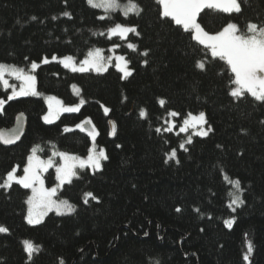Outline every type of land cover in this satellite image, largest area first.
<instances>
[{"label": "trees", "instance_id": "1", "mask_svg": "<svg viewBox=\"0 0 264 264\" xmlns=\"http://www.w3.org/2000/svg\"><path fill=\"white\" fill-rule=\"evenodd\" d=\"M136 2L142 13L125 17L120 10L104 15L87 0H0V63L29 68L37 62L39 92L74 105L81 101L76 84L83 98L78 111L61 112L49 123L43 96L8 100L10 90L0 85V129L12 126L19 113L26 117L21 139L0 143V183L13 168L24 173L34 148L42 158L56 150L88 154L94 131L108 157L100 170L77 168L57 192L74 212L52 211L38 224L26 220L29 188H0V227L8 229L0 233V264H264V102L247 92L233 98L235 74L225 61L213 58L191 31L162 18L158 0ZM197 22L210 34L230 22L245 32L249 22L264 24V0H243L239 14L205 9ZM115 23L136 27L139 35H108ZM94 48H114L131 75L124 77L114 63L103 72H81L53 59L71 55L80 61ZM170 111L179 115L169 117ZM201 111L212 129L208 136L180 132L188 113ZM168 121L175 124L171 131ZM189 135L185 151L179 145ZM172 149L176 159L165 163ZM60 163L44 171L47 186L57 183ZM237 179L244 202L229 207ZM86 193L96 199L85 203ZM229 219L230 228L224 223ZM25 240L39 246L31 259ZM248 240L253 252L246 262Z\"/></svg>", "mask_w": 264, "mask_h": 264}, {"label": "snow or ice", "instance_id": "2", "mask_svg": "<svg viewBox=\"0 0 264 264\" xmlns=\"http://www.w3.org/2000/svg\"><path fill=\"white\" fill-rule=\"evenodd\" d=\"M88 4L94 8H103L105 12L111 13L115 10H120L125 17L130 14L140 15L143 9L136 2V0H127L126 4H121L120 0H87ZM243 0H158V3L162 6L161 17L170 18L174 21L175 25L180 26L183 31L193 33L192 38L198 41L199 44L204 45L205 48L211 50L213 58L218 57L223 60L230 67L231 72L235 74V80L233 83L237 87L233 88L230 95L233 98H241L245 92L249 93L256 101L264 102V24L258 25L253 22H249L246 26L245 32H240L237 24L228 23L222 31L215 35H209L201 27V24L197 22V17L205 9L218 10L223 13H241ZM65 16H70L69 13L65 12ZM105 17H100L104 19ZM33 20L36 18L33 17ZM55 19V17H53ZM133 33L139 35L137 28L134 26H127L121 23H115L114 27L109 29L110 35H118L121 38L127 39L128 34ZM135 45L132 43L128 44L129 49H135ZM143 55L147 56L148 53L144 52ZM53 59H56L53 57ZM118 63L116 67L123 73L124 77L131 75V71L127 67V61L123 56H117L115 58ZM64 61H73L72 57H65ZM44 63H47V58L44 59ZM123 62V63H120ZM82 66L77 68L73 63V71H86L88 68H94L97 72L106 71L107 61L104 56L101 55V51L96 49L95 52H89L88 57L81 62ZM146 64L147 61H144ZM65 67H68V63H64ZM38 67L36 62L31 63V69L35 70ZM196 67L203 70L205 69L204 62H197ZM6 75L13 76L16 80L20 81L19 91L16 90V86H12V94L7 97L8 100H12L17 96H28L38 95L36 91V77L23 69H18L12 66H7L0 63V85H3L6 89L9 87V82L5 78ZM53 98L49 97V101ZM159 104L165 105V100L160 99ZM83 103V102H81ZM5 100L0 99V109L3 108ZM59 104V101H57ZM65 112H76L79 109L77 107H66L60 109H53L51 103H49V113L44 117L45 121L52 122L51 117L58 116L60 111ZM107 113L109 110L104 109ZM140 117L146 116V111L141 110L139 113ZM179 115L176 111H170L169 117H177ZM86 121L85 123H88ZM207 123L205 113L200 112L198 115L188 113L187 117L183 120V126L180 127V132H187L189 128L194 130V134L198 136H208L209 132L212 131L211 126L207 129L204 125ZM81 127V125H77ZM175 127L174 123H170L169 128L166 131H171ZM66 131L68 129H65ZM157 132L161 129L157 128ZM91 135V133H89ZM18 139V133H11L8 136L5 133L0 132V143L11 144ZM185 143H192V136L189 135L184 143H181L179 147L187 151ZM36 149H33L35 153ZM55 155V153H54ZM64 163L56 168L57 179L61 184L65 182L70 183L71 178L76 175L75 168L91 167L100 170L102 165L101 161L106 160V156L103 149L96 152L95 149H90L88 156L85 159L79 157H70L66 153H59ZM168 160L176 159V149H172L170 153L166 154ZM28 165L24 168V175L17 177L15 175L16 169L13 168L7 173V178L3 183H0V188H10L12 183L22 185L24 188H31L32 195L28 198L27 204L29 205L27 222L29 224L40 223L41 217L46 215L49 211H55L57 215H69L75 211V207L70 204L67 200L59 201L53 199L57 189H45L43 187V180L40 178V171L46 170L52 166V161L49 160L47 163L39 161L37 158L30 156L28 158ZM35 161V162H34ZM179 163V160H176ZM233 187L237 193L242 191L241 182L237 179L231 181ZM38 185V186H37ZM85 203H88V197L96 199L92 193L85 194ZM243 200L239 194H236L231 201L232 205L237 207L243 204ZM235 209H233L234 211ZM177 211H180L177 208ZM234 220H225V225L231 227ZM6 227H0V233L7 232ZM24 251L27 253L28 258L31 259L32 255L39 251V246L34 245L31 241H23ZM253 252V245L250 240L246 244V253L243 259L247 262ZM61 264L63 261L61 260Z\"/></svg>", "mask_w": 264, "mask_h": 264}, {"label": "rangeland", "instance_id": "3", "mask_svg": "<svg viewBox=\"0 0 264 264\" xmlns=\"http://www.w3.org/2000/svg\"><path fill=\"white\" fill-rule=\"evenodd\" d=\"M94 2H97V0H94ZM127 2H123V3H121V4H126ZM102 11H103V14L104 15H109L110 13H108V12H105L104 11V9L103 8H100ZM128 26V25H127ZM114 27V26H113ZM110 28H112V27H110ZM109 28V29H110ZM109 29L107 30V33H108V35H110L109 34ZM223 30V29H222ZM221 30V31H222ZM209 35H215V34H217V33H214V34H210V33H208ZM111 36V35H110ZM96 49H99L100 51H101V55L102 56H104L105 58H106V61H107V68L111 65V64H117L118 63V61L115 59L117 56H123V55H121V54H118L116 51H115V49L114 48H110V50H109V52L108 53H106L105 52V50L104 49H101V48H94V49H91L89 52H95V50ZM88 52V53H89ZM72 57L73 58V61H71V62H68V61H64V58L65 57ZM88 57V54H87V56L83 59V60H80V61H77L73 56H71V55H66V56H61V57H55L57 60H59L63 65H64V63L65 62H67L68 63V68H70V69H72V67H73V63L75 64V66L77 67V68H79V67H81L82 66V61H84L86 58ZM124 57V56H123ZM126 60V59H125ZM37 63V62H36ZM120 63H123V62H120ZM2 64H5V65H7V66H12V67H15V68H18V69H23L25 72H28V73H30V74H32V75H34V70H32L31 69V66L29 67V68H24V67H21V66H18V65H14V64H6V63H2ZM39 63H37V65H38ZM106 68V69H107ZM87 70H93V71H96L94 68H88ZM5 78L8 80V82H9V87H8V89L10 90V94L9 95H11L12 94V86H16V90L17 91H19V86H20V84H21V82L20 81H18V80H16L13 76H9V75H6L5 76ZM236 87H237V85H236ZM73 90L75 91V93L76 94H78L80 97H81V101L78 103V104H74V105H68V104H65L59 97H57V96H55V95H52V94H47V93H41V92H39L37 89H36V91L39 93L38 95L39 96H43L44 97V99H45V101H46V104H47V110H46V113L44 114V116H43V118L46 116V115H48V113H49V103H51L52 104V106H53V109H60V108H66V107H77L78 109L80 108V106L82 105V103L81 102H83V98H82V96H81V90H80V87L78 86V85H76V84H74L73 85ZM49 97H51V98H53L51 101H49ZM57 101H59V104H57ZM61 112H65V111H60L59 112V114L61 113ZM201 112H203V111H201ZM200 112H198V113H192L193 115H198ZM203 113H205V112H203ZM205 116H206V114H205ZM187 117V116H186ZM56 118V116H53V117H51L50 119H51V121H53L54 119ZM45 120V119H44ZM206 120H207V118H206ZM169 122V126H170V123H173V121H168ZM183 126V122H182V124H181V126L180 127H182ZM204 128L205 129H207L208 128V126H207V123L204 125ZM173 129V128H172ZM189 129H192V128H189ZM188 129V130H189ZM180 130V129H179ZM193 133H194V130H193ZM92 134V145H91V147H90V149H95V151L96 152H99L101 149H103L104 150V152H105V154H106V150H105V148L104 147H100L98 144H97V142H96V136H97V131H94V132H92L91 133ZM89 149V150H90ZM55 153V155H53V157H51V158H42V157H40L39 155H38V153H37V151H35V153H33V151H32V153L29 155V157L30 156H33L34 155V157L35 158H37L39 161H42V162H44V163H47L49 160H51L53 163H52V166H55L56 165V160L57 159H60V161H61V163L59 164V165H57L56 166V168L57 167H59L61 164H63L64 163V161H63V159L61 158V156L59 155V153H66L68 156H70V157H79L80 159H85L86 160V158H87V156H88V154H86V155H76V154H70V153H67V152H63V151H55L54 152ZM89 153V152H88ZM28 157V158H29ZM28 160H27V163H26V165L24 166V168L28 165ZM35 162V161H34ZM102 162H103V160L101 161V165H102ZM51 166V167H52ZM50 167H48L47 169H49ZM77 168H79V167H77ZM77 168H75L74 169V171L76 172V174H77ZM91 168V167H90ZM16 169V173H15V175L17 176V177H22L23 175H24V173L23 174H18V170H17V168H15ZM46 169V170H47ZM92 170H94V168H91ZM46 170H41L40 171V178L43 180V187L45 188V189H52V188H56L57 189V191H56V194H57V192L59 191V189L63 186V184H61L60 183V181L57 179V183L55 184V185H53V186H47L46 185V183H45V180H44V176H43V173H44V171H46ZM57 171H56V178H57ZM74 177V176H73ZM72 177V178H73ZM7 178V177H6ZM71 178V179H72ZM38 186V185H37ZM30 189V195H29V197L32 195V189L31 188H29ZM56 194H55V196L53 197V199H56V200H59V201H63V200H65V199H59V198H57V196H56ZM236 194H239L240 195V193H237L236 192V189L233 187V191H232V195H233V198H234V196L236 195ZM28 197V198H29ZM28 200V199H27ZM69 202V201H68ZM70 203V202H69ZM71 204V203H70ZM28 209H29V205L27 204V213H26V217H27V214H28ZM50 212H52V211H49L48 213H50ZM55 212V211H54ZM47 213V214H48ZM46 214V215H47ZM46 215H44L43 217H41V219H40V222L45 218V216ZM27 220V219H26Z\"/></svg>", "mask_w": 264, "mask_h": 264}, {"label": "water", "instance_id": "4", "mask_svg": "<svg viewBox=\"0 0 264 264\" xmlns=\"http://www.w3.org/2000/svg\"><path fill=\"white\" fill-rule=\"evenodd\" d=\"M84 128L92 132L94 130L93 126L90 124V122L84 124ZM26 129V117L24 113H19L16 116L15 122L12 126L8 128L0 129V132L5 133L6 136H8L11 133H18V139L15 140L14 143L11 144H5V145H12L17 143L21 137L23 136ZM116 130L115 122L111 120V135L113 136ZM4 144V143H3Z\"/></svg>", "mask_w": 264, "mask_h": 264}]
</instances>
